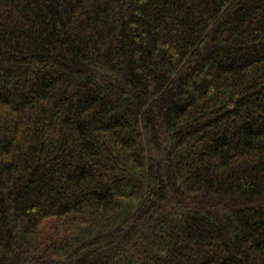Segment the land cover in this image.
<instances>
[{
	"label": "trees",
	"instance_id": "trees-1",
	"mask_svg": "<svg viewBox=\"0 0 264 264\" xmlns=\"http://www.w3.org/2000/svg\"><path fill=\"white\" fill-rule=\"evenodd\" d=\"M0 264H264V0H0Z\"/></svg>",
	"mask_w": 264,
	"mask_h": 264
}]
</instances>
